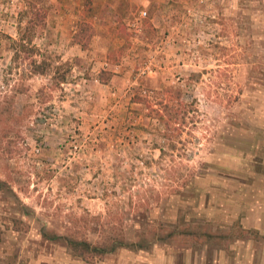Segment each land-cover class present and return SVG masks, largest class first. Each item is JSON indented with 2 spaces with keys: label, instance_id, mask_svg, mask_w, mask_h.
I'll use <instances>...</instances> for the list:
<instances>
[{
  "label": "rangeland",
  "instance_id": "1",
  "mask_svg": "<svg viewBox=\"0 0 264 264\" xmlns=\"http://www.w3.org/2000/svg\"><path fill=\"white\" fill-rule=\"evenodd\" d=\"M0 264H264V0H0Z\"/></svg>",
  "mask_w": 264,
  "mask_h": 264
},
{
  "label": "trees",
  "instance_id": "2",
  "mask_svg": "<svg viewBox=\"0 0 264 264\" xmlns=\"http://www.w3.org/2000/svg\"><path fill=\"white\" fill-rule=\"evenodd\" d=\"M24 16L26 17V20L24 21H21L23 20L21 17L18 18V23L16 27L17 28L16 33H17L18 38H17V41L12 42L13 46L15 47L14 56L20 52L25 53L26 56H34V55L39 54V50L37 49V47L31 45L32 35L30 33L31 31H33V28L36 25L43 23L44 17H45V11L43 9L36 8L32 3H30L27 5V10ZM28 64H29L28 65L29 74H32V75H43L51 67V63L43 57L39 59L38 61L35 59H30ZM61 80H64L63 76L58 77V81L60 82ZM133 100H135L136 102L140 101L138 97H136V99H133ZM144 104L145 106H148L146 105V103ZM179 105L183 107L181 103H179ZM165 109L166 108H164V111ZM148 112L149 114H151V116L156 117L158 120L164 122V124L167 126L171 123L172 118L175 121H178L179 119L180 121L182 120L181 116H179L180 111L177 110V108L176 110L170 113L169 111H167L166 118H163L162 115H160V113H158L156 110L149 109ZM68 245L74 250H79L82 253H87L91 255H104L107 252L111 251L112 249V245H110L109 247L90 246L88 243L84 241L82 242V241H73V240H70Z\"/></svg>",
  "mask_w": 264,
  "mask_h": 264
}]
</instances>
